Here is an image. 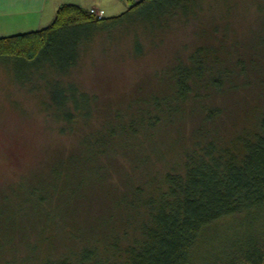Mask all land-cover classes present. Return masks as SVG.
Instances as JSON below:
<instances>
[{
  "label": "rangeland",
  "instance_id": "374dc122",
  "mask_svg": "<svg viewBox=\"0 0 264 264\" xmlns=\"http://www.w3.org/2000/svg\"><path fill=\"white\" fill-rule=\"evenodd\" d=\"M191 1L190 20L168 21V27L158 28L161 33L150 32L157 29L154 24L144 25L149 34L140 26L101 33L82 51L69 81L95 96L89 99L97 108L90 121L78 119L71 130L53 119L55 104L64 103L63 86L53 73L35 75L31 82L20 67L0 65V264L63 256L71 235L83 237L88 226L98 228L88 244L96 245L94 235L104 232L111 239L127 231L120 245H129L139 237L125 204L137 200L135 188L154 194L167 173L182 171L197 143L212 139L220 147L239 148L233 141L256 132L264 113V0ZM135 32L144 47L140 55ZM72 41L64 44L70 47ZM202 45L214 46L219 56V70L225 72L214 75L222 78L220 88L200 83L179 114L169 115L151 101L156 93L172 94L159 75ZM70 98L91 105L80 94ZM210 110L218 112L213 120L206 119ZM132 119L134 134L123 129ZM111 127L117 136L103 158L107 168L64 166L63 159L81 152L82 134L92 142L90 149L96 140L103 147ZM125 190L132 192L122 194ZM211 230L193 264H219V255L227 257L240 243L249 246L255 233L264 237V213L224 219Z\"/></svg>",
  "mask_w": 264,
  "mask_h": 264
},
{
  "label": "trees",
  "instance_id": "16d2710c",
  "mask_svg": "<svg viewBox=\"0 0 264 264\" xmlns=\"http://www.w3.org/2000/svg\"><path fill=\"white\" fill-rule=\"evenodd\" d=\"M191 4V0H140L119 15L101 18L92 15L88 9L63 5L48 27L0 38V65L5 63L20 67L29 75L31 82L35 75L43 77L47 72L53 73L55 81L63 86L64 101L61 105L55 104L53 119L66 124L63 130H71L78 119L90 121L97 108L89 99L95 96L82 90L76 81H69L82 54L96 37L120 29L133 32L136 26H140L145 34L161 33L158 30L168 27H165L168 21L190 20ZM150 24L157 27L154 32L144 27ZM134 36V50L140 55L144 50L141 36L136 32ZM66 41H72L70 47L64 44ZM61 54L63 60L59 58ZM218 61L220 59L214 46H197L185 58L180 55L162 76L159 75L161 81L172 87V94L162 97L156 93L151 101L155 106L166 108L169 115L179 114L180 105L190 98L193 88L200 83L220 88L222 78L216 77L214 73L225 71L219 70ZM72 93L80 94L91 105L87 108V104L81 106L79 101L70 98ZM217 114L210 110L206 119L213 120ZM129 122L127 129H123L134 134V130H137L134 128L136 121L132 119ZM109 131L110 136L105 138V145L100 147L96 140L92 149L89 148L92 142L87 143L86 135L82 134L81 152L74 153L76 158L71 153L63 159L64 166L71 163L104 165L103 158L110 156L108 145L117 136L112 127ZM233 143L239 148L220 147L212 139L203 144L197 143L194 150L188 153L182 171L167 173L164 186L154 194L145 196L146 192L142 188H135L137 200L125 204L128 205L126 210H132L136 218L134 222V217H131L129 225L134 224L139 237L129 245H120L122 238L129 237L127 231L121 238L114 236L111 239L104 232L98 236L93 234L96 245L88 244L89 234L98 229L97 225L88 226L83 229V237L71 235L73 241L67 244L69 250L66 254L60 257L47 256L41 261L37 258L32 264H193L202 239L212 231L214 224L228 218L239 220L264 213V113L252 137H239ZM131 192L125 190L122 194ZM44 200L42 197L41 201ZM106 224L111 226L108 221ZM260 233H255L249 246L240 243L229 251L227 257L221 258L224 255H219L217 262L264 264V237ZM104 241L105 247L100 248L98 243ZM30 261L31 258H25L18 263L30 264ZM4 264L14 263L7 261Z\"/></svg>",
  "mask_w": 264,
  "mask_h": 264
},
{
  "label": "crops",
  "instance_id": "0c3cea01",
  "mask_svg": "<svg viewBox=\"0 0 264 264\" xmlns=\"http://www.w3.org/2000/svg\"><path fill=\"white\" fill-rule=\"evenodd\" d=\"M138 1L0 0V38L44 29L52 24L58 9L63 5L101 10L104 11V17H113Z\"/></svg>",
  "mask_w": 264,
  "mask_h": 264
},
{
  "label": "built area",
  "instance_id": "2783aa9c",
  "mask_svg": "<svg viewBox=\"0 0 264 264\" xmlns=\"http://www.w3.org/2000/svg\"><path fill=\"white\" fill-rule=\"evenodd\" d=\"M90 13L92 15L97 16L98 18L104 17V11H101V10L90 9Z\"/></svg>",
  "mask_w": 264,
  "mask_h": 264
}]
</instances>
